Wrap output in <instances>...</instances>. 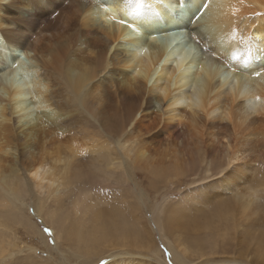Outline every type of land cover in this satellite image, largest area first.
<instances>
[{
	"label": "bare ground",
	"instance_id": "6f19581e",
	"mask_svg": "<svg viewBox=\"0 0 264 264\" xmlns=\"http://www.w3.org/2000/svg\"><path fill=\"white\" fill-rule=\"evenodd\" d=\"M261 69L264 0H0V264L33 199L55 246L65 238L104 264H145L126 249L110 256L113 240L137 247L138 223L120 202L101 208L94 189L120 192L136 171L164 191L150 203L140 188L134 201L174 264H264L262 241L247 242L264 197ZM75 178L85 182L74 188ZM65 195L91 231L62 225ZM168 232L180 236L170 243Z\"/></svg>",
	"mask_w": 264,
	"mask_h": 264
},
{
	"label": "rangeland",
	"instance_id": "374dc122",
	"mask_svg": "<svg viewBox=\"0 0 264 264\" xmlns=\"http://www.w3.org/2000/svg\"><path fill=\"white\" fill-rule=\"evenodd\" d=\"M1 2L3 3L2 6L6 5L5 1H1ZM182 7H183V9H182ZM182 7L179 8L178 10L181 12V14H184V13L187 14V11L189 9L186 8L185 4ZM194 12H196V11H194ZM196 14H197V12H196ZM183 36H184V34H183ZM185 36H188V34L185 33ZM198 44H200V43H198ZM201 49L204 53H206V54L210 53V55H211L210 51L205 50V46H202ZM198 53H200V52H198ZM78 129H77V132H75V135H74L75 138H81V134H83L82 137L86 136L87 132L89 131L88 129H90V127L87 128L86 130L81 129V128H78ZM213 132H216V128L213 129ZM95 133L96 132H93V134H95ZM100 133H101L100 135H102V137L100 136V138H102L103 140L107 138L103 132L100 131ZM68 137H70V136H68ZM68 137H66V138L68 139ZM66 138L64 140H66ZM69 139H71V137ZM107 158H109V159H106L105 160L106 162L103 161L101 163L102 169H107V167L108 168L110 167V164H109L110 159L117 160V157H115L114 155H110ZM125 167H126L127 172H129V170H130L129 166L126 165ZM130 172H131V170H130ZM135 174H136V176L133 178V180L129 181V184L126 187L120 188V192L117 188L116 189L115 188H104V187H102V188L97 187L96 188L97 185L94 186L96 195L99 198L106 199V202H107V204L105 203V205H101V208L106 207V208L110 209V207H111V206H109L110 204L120 202L121 206L123 207L124 211L127 214L126 215L127 218L131 221V223L132 222L138 223V225L136 224L135 228H134L135 232L138 231L137 232L138 234L137 235L135 234L133 237H131L134 240V242H132V239L129 238L131 240L130 242H132L134 244L137 242L135 244L137 247L131 248V246L128 243H126V245L123 247L120 245V243L124 242V241L117 242L118 240L117 241L113 240L114 245L111 247V251L109 252V254L111 257L116 256V258H118L119 254H121V253H126V252L130 253L131 252L132 255L134 254L137 257L140 256L139 258L142 261H144L145 264H147V263L148 264H154L153 262L155 261V259L153 258L152 250L156 249V247H157L161 251V254H162V257L164 260V262H161V263L162 264L163 263L164 264H174L173 261L171 260V258H172L171 257L172 256L171 250L172 249L167 247L166 242H164L165 240L162 238L161 233L158 232V230L156 228H154V226L152 225V223L149 220L150 211H148L146 208H143L142 206H140V203H136L134 201V199L139 194L140 188L147 193V196L149 197L148 199H149L150 203L155 202L154 197L156 195H157L156 198L157 199L159 198V201H160L161 196L163 195L162 193H164V191L163 190L156 191L155 189H162L161 184L156 185L155 183H153L152 182L153 180H151V178H149L142 171H136ZM217 176H219V175H217ZM75 179H73V182H74L73 187L74 188L77 187L80 183L85 182L83 179L82 180L79 178H75ZM239 180L243 181L242 179H239ZM244 181L246 182V184H252L253 183L252 179H250L248 176L244 177ZM135 183H139L141 186L138 188L137 187L134 188ZM181 184L183 187H185L184 183H180L179 185H181ZM175 186L176 185L172 186L171 189H173V188L179 189V190L183 189L182 186H181V188L180 187L178 188ZM238 188L244 189V187H240V186ZM167 196L171 197L172 199L173 198L176 199L177 196H179V193L177 190H175L173 194H167ZM68 197H69V195H65L62 199V203L57 208L58 213L65 212L63 214L62 225L63 226L69 225L68 229L70 228V226H73L76 229L83 228L84 231H91V223L88 220H86V219L73 220L72 219L73 213L71 212V208H70L71 201L68 199ZM170 199H168L167 201H169ZM35 203L36 202L33 199L30 202H28L27 205L24 204L25 207H21L23 209V211L25 212V213L23 212L25 217L27 215L26 219L28 222L26 220H24L22 222H13L9 226L10 231H12L11 236L14 239L16 247L11 248V250H13V251L11 252V254H9L10 257L8 259L6 258V260L3 264H5V263H8V264H37V263L38 264H95L96 262H97V264H101V262L103 260L107 259V258H105V259L99 260L95 255H93L94 256L93 258L89 259L83 253V250L79 251V247L77 246V244L75 242L73 243L72 241H69L65 238L61 239L60 242L58 243V245L55 246L53 241H52L51 235L47 234L44 231L45 228L50 229V227H48L49 226L48 225L49 219L45 223H42L43 221L41 220V218L36 215V212H35L36 208L35 207H37V206ZM149 206L151 208H153L152 204H150ZM136 212H137V214H136ZM139 212H141V213H139ZM51 216L52 215L48 213V217L50 218ZM138 220H140V221H138ZM257 220H258V221H256V223H258L257 227H256L257 231H255V235H253V237H249L250 239H247V242H252V240H255V242L258 243V241H262L261 245H262V249H264V197H263L262 202H261L260 213L258 214ZM144 225L146 227H143ZM11 226H13V227H11ZM140 226H142V228ZM30 229H32V230H30ZM1 230H2V227H0V235L1 234L4 235L3 232H1ZM143 230H145V232H143ZM70 231L72 234L74 230H70ZM182 231L184 232L187 230L183 229ZM147 234L150 236L148 237ZM176 235L180 236L179 233L168 232L166 235L167 240L170 243H173L174 237H172V236H176ZM258 235H259V237H258ZM183 237H184V235H183ZM113 238L115 239L114 235H113ZM138 238H140V239H138ZM72 239H73V236H72ZM184 239H185V241L187 240L186 237H184ZM151 242L155 243L153 246V249L151 251L146 250L145 248L143 249L142 245L148 246V244H151ZM186 243H187V246L189 247L190 241H188ZM138 246H140V247H138ZM74 247L77 249H75ZM141 247H142V249H141ZM102 248L103 247H101V249ZM231 248H235V247H231ZM123 249L124 250L126 249V252L125 251L120 252V250H123ZM191 249H194V247L190 246L188 248V250H191ZM140 250H142L143 252ZM178 252H179V250H178ZM29 253H31V254H29ZM141 255H144V256L141 257ZM191 255H192V253H191ZM230 255H236V253L231 251ZM103 256H106V255H103ZM215 257L219 258V256H215ZM153 259H154V261H153Z\"/></svg>",
	"mask_w": 264,
	"mask_h": 264
},
{
	"label": "snow or ice",
	"instance_id": "6c2138e0",
	"mask_svg": "<svg viewBox=\"0 0 264 264\" xmlns=\"http://www.w3.org/2000/svg\"><path fill=\"white\" fill-rule=\"evenodd\" d=\"M130 2H131V0H130ZM135 2H136V5H137V9H138L139 7L142 6V0H135ZM120 23L123 24L124 21H120ZM233 58L235 59L236 57H233ZM254 74H255V76H257V77H259V76H261V75H264V69H261V70L255 71ZM44 231H45L47 234L51 235V230H50V229L45 228ZM101 264H104V262L102 261Z\"/></svg>",
	"mask_w": 264,
	"mask_h": 264
},
{
	"label": "clouds",
	"instance_id": "9594fccd",
	"mask_svg": "<svg viewBox=\"0 0 264 264\" xmlns=\"http://www.w3.org/2000/svg\"><path fill=\"white\" fill-rule=\"evenodd\" d=\"M200 40V39H199ZM200 42L202 43V41L200 40Z\"/></svg>",
	"mask_w": 264,
	"mask_h": 264
},
{
	"label": "water",
	"instance_id": "95a60500",
	"mask_svg": "<svg viewBox=\"0 0 264 264\" xmlns=\"http://www.w3.org/2000/svg\"><path fill=\"white\" fill-rule=\"evenodd\" d=\"M182 9H183V7H182ZM182 40V39H181ZM181 43V42H180Z\"/></svg>",
	"mask_w": 264,
	"mask_h": 264
}]
</instances>
